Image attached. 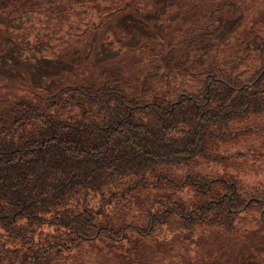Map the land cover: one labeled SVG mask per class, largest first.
Wrapping results in <instances>:
<instances>
[{
    "label": "trees",
    "instance_id": "trees-1",
    "mask_svg": "<svg viewBox=\"0 0 264 264\" xmlns=\"http://www.w3.org/2000/svg\"><path fill=\"white\" fill-rule=\"evenodd\" d=\"M13 1L0 0V10ZM213 14L212 27L164 62L160 84L144 75L129 84L104 64L91 78L29 89L30 98L0 96V264H43L77 240L120 243L127 231L237 230L235 212L264 209V183L226 170L239 153L227 142L250 129L229 122L264 107V17L234 36V63L184 66L193 42L228 15ZM248 54L259 64L234 76Z\"/></svg>",
    "mask_w": 264,
    "mask_h": 264
},
{
    "label": "rangeland",
    "instance_id": "rangeland-1",
    "mask_svg": "<svg viewBox=\"0 0 264 264\" xmlns=\"http://www.w3.org/2000/svg\"><path fill=\"white\" fill-rule=\"evenodd\" d=\"M223 2L20 0L0 10V96L30 98L29 89L45 93L59 84L88 79L104 64L119 71L121 81L130 77L132 82L125 80L129 84L138 83L143 75L147 82L160 84L156 80L164 62L180 57L185 40L200 34L201 26L210 28L216 22L210 13L228 15L212 35L193 42L184 66L209 67L210 61L221 64L223 58L234 63L240 56L230 52L237 42L234 36L264 17V0ZM156 54L162 57L157 63ZM247 57L234 76L257 67L258 59L253 54ZM229 125L250 129L236 142H227L228 150L235 147L239 153L228 161L226 170L246 183H264V107L243 119H232ZM249 198L229 210H241ZM263 210L235 212L237 230L194 225L148 235L127 231L120 243L107 237L77 240L43 264H264ZM257 226L263 228L251 232Z\"/></svg>",
    "mask_w": 264,
    "mask_h": 264
},
{
    "label": "crops",
    "instance_id": "crops-1",
    "mask_svg": "<svg viewBox=\"0 0 264 264\" xmlns=\"http://www.w3.org/2000/svg\"><path fill=\"white\" fill-rule=\"evenodd\" d=\"M48 5V4H47Z\"/></svg>",
    "mask_w": 264,
    "mask_h": 264
}]
</instances>
